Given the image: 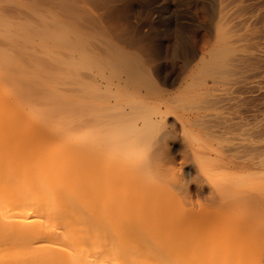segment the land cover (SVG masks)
Here are the masks:
<instances>
[{"label":"bare ground","instance_id":"6f19581e","mask_svg":"<svg viewBox=\"0 0 264 264\" xmlns=\"http://www.w3.org/2000/svg\"><path fill=\"white\" fill-rule=\"evenodd\" d=\"M41 1L32 6L40 8ZM32 6L28 13L36 12ZM2 10L0 264H264L263 181L227 172L222 160L207 167L198 162L194 174L184 176L173 165L174 156L170 162L175 124L166 125L169 112L159 107L142 124L101 122L97 111L115 110L119 99L107 91L111 87L98 70L77 81L54 72V62L66 63L51 54L54 38L31 32L33 24ZM21 33L30 41L20 43ZM186 40L182 32L177 35L174 52ZM108 51L97 47L94 60L106 58ZM188 57L184 73L197 58ZM79 59L85 63L75 54L67 63L74 67ZM147 71L141 75L151 78ZM125 72L117 89L129 86L132 73ZM104 92H109L106 102L99 98ZM147 98L140 91L135 102L152 109ZM148 127L156 132V144L142 153L127 145L138 142L135 136ZM118 139L127 146L120 148ZM181 143L184 151L191 150L188 142ZM191 175L194 190L186 180ZM231 214L236 221L247 216L253 229L247 241L244 236L237 249L228 250L223 237Z\"/></svg>","mask_w":264,"mask_h":264},{"label":"rangeland","instance_id":"374dc122","mask_svg":"<svg viewBox=\"0 0 264 264\" xmlns=\"http://www.w3.org/2000/svg\"><path fill=\"white\" fill-rule=\"evenodd\" d=\"M34 1L1 0L0 9L17 12L21 23L33 24L28 26L31 32L38 29L54 38L51 54L66 60L62 65L54 62V72L77 81L98 70L111 87L107 91L114 90L119 99L111 112L97 108L101 122L127 125L136 120L142 124L159 107L169 112L166 125L175 124L176 141H169L170 162L175 159L173 165L184 176L188 171L194 174L198 162L207 167L209 162L222 160L228 168L222 164V169L249 173L248 179L264 182V0H42L40 8L32 6ZM31 6L36 12L28 13ZM181 32L187 40L174 52L175 38ZM28 41L29 36L21 33L19 42ZM104 46L109 48L106 58L94 60L93 51ZM74 54L85 63L79 59L74 67L69 66ZM193 55L197 58L184 73L188 56L192 59ZM140 69L148 70L152 80L141 75ZM126 70L132 73L129 86L117 89ZM61 87L69 89V84ZM140 91L147 94L152 109L135 102ZM108 94H100V100L106 102ZM93 107L91 112L96 111ZM130 109H134L132 114L123 116ZM156 136L148 127L144 135L135 136L138 142L127 145L140 147L142 153L156 144ZM183 139L191 150H183ZM127 145L118 139L120 148ZM193 176L186 180H192L189 186L194 190ZM194 201L204 202V198ZM245 218L243 214L236 221L229 215L228 233L223 237L226 249H237L244 236L246 241L249 238L253 226Z\"/></svg>","mask_w":264,"mask_h":264}]
</instances>
